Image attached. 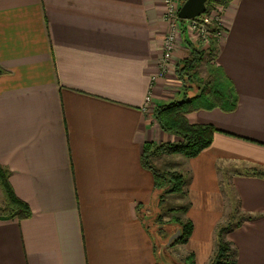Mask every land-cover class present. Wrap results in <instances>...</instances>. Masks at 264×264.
Here are the masks:
<instances>
[{"label":"crops","instance_id":"1","mask_svg":"<svg viewBox=\"0 0 264 264\" xmlns=\"http://www.w3.org/2000/svg\"><path fill=\"white\" fill-rule=\"evenodd\" d=\"M163 11L162 0H0V165L31 210L0 218V264H156L137 214L153 196L140 154L145 142L179 140L152 112L182 97L163 79L151 83ZM220 17L215 63L236 107L189 113L191 124L217 132L199 155L172 156L165 168L185 175L184 247L195 264H209L232 211L223 166L240 212L252 217L225 236L235 264H264V178L239 174L264 169V0H227ZM188 54L185 44L174 52Z\"/></svg>","mask_w":264,"mask_h":264},{"label":"trees","instance_id":"2","mask_svg":"<svg viewBox=\"0 0 264 264\" xmlns=\"http://www.w3.org/2000/svg\"><path fill=\"white\" fill-rule=\"evenodd\" d=\"M227 4V0H207L205 12L214 9L220 12ZM182 22V20H181ZM184 44L189 50L186 57L179 59L175 66V76L182 87V99L167 105H158L153 113V119L159 128L172 136L177 142L154 144L145 142L140 154L142 168L149 171L153 177L152 204L160 206L168 195L185 196L186 180L178 170H162L154 165V159L162 156L179 155L186 159L196 157L212 143V137L217 129L212 125L191 124L187 115L199 110L219 109L223 112H232L236 107L233 85L222 68L215 63L217 46L208 51H201L183 35ZM208 58V60H207ZM206 59V61H205ZM205 62V77L198 72L199 65ZM4 71L0 69V74ZM196 89V90H194ZM247 174L264 178V169L253 167L247 169ZM0 191L4 198V205L0 206L2 219H26L31 216V210L26 202L18 198L10 183L9 171L0 165ZM235 213L240 216L235 222H226L216 229L217 248L209 264H235L236 250L231 242L225 239L226 234L240 226L244 221L252 219L239 210L236 201ZM186 209V207H185ZM185 209L183 212H185ZM180 236L172 242L185 244L192 232V223L187 221L177 227ZM183 264H195L194 255L190 253Z\"/></svg>","mask_w":264,"mask_h":264},{"label":"rangeland","instance_id":"3","mask_svg":"<svg viewBox=\"0 0 264 264\" xmlns=\"http://www.w3.org/2000/svg\"><path fill=\"white\" fill-rule=\"evenodd\" d=\"M198 72L201 77H205L204 60L199 65ZM170 84H173V86L174 85L179 86L178 82L176 83L170 82ZM168 90L171 92L175 91L173 87H169ZM178 90L182 91V87L179 88ZM181 99L182 97L180 95H176V97L174 98V100L176 101H179ZM172 156L176 157V155L157 157L153 161L154 165L159 169L168 170L165 167L167 166L170 167V165L171 166L174 165V163L172 162L173 161ZM164 161H166V163H164ZM223 168L224 166L220 168L222 187L227 192L228 201L232 203L231 205L232 211L228 214L226 222H235V220L240 216V214L235 213L236 211L235 209L237 206L235 199L233 197V193L231 191V184H230L232 175L227 168L224 169ZM246 173H247V169L244 168L241 170V173L239 174H246ZM157 205L154 202L153 204L151 203L147 207H142L137 211L138 219L140 220V223H142V226L144 227L145 231L148 233V235L153 241L156 264H183L184 259L190 253L185 251V247L182 242H177V243L171 242L170 244H168V241L170 239V236L176 233V231L178 230L177 227L180 224L189 221L184 216V212H183V210L186 207V202L185 200H183V198H181L180 195H168L165 201L163 202V204H161L160 206Z\"/></svg>","mask_w":264,"mask_h":264},{"label":"built area","instance_id":"4","mask_svg":"<svg viewBox=\"0 0 264 264\" xmlns=\"http://www.w3.org/2000/svg\"><path fill=\"white\" fill-rule=\"evenodd\" d=\"M184 0H162L164 7L162 20L167 25V32L163 39L162 54L157 64V72L152 76L151 83H155V77L166 81L167 89L173 87L174 93L181 88V83L175 76V66L179 59L174 56V52L184 46L183 35L187 37L199 50L208 51L214 46H218L224 34V27L220 17V12L210 9L198 17L188 20L178 18L179 8ZM210 47V49H209ZM178 82V85L170 84ZM169 91V90H168ZM151 91L145 98L144 107L149 108L151 104Z\"/></svg>","mask_w":264,"mask_h":264},{"label":"water","instance_id":"5","mask_svg":"<svg viewBox=\"0 0 264 264\" xmlns=\"http://www.w3.org/2000/svg\"><path fill=\"white\" fill-rule=\"evenodd\" d=\"M207 0H184L178 11V18L181 20L193 19L205 12ZM180 236V230L170 236L168 244Z\"/></svg>","mask_w":264,"mask_h":264}]
</instances>
